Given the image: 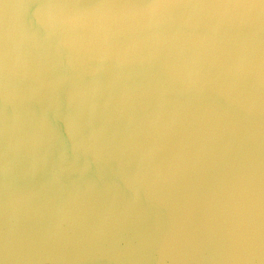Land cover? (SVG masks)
I'll return each instance as SVG.
<instances>
[{
  "label": "water",
  "instance_id": "water-1",
  "mask_svg": "<svg viewBox=\"0 0 264 264\" xmlns=\"http://www.w3.org/2000/svg\"><path fill=\"white\" fill-rule=\"evenodd\" d=\"M0 264H264V0H0Z\"/></svg>",
  "mask_w": 264,
  "mask_h": 264
}]
</instances>
